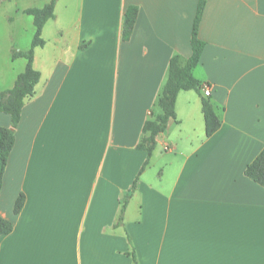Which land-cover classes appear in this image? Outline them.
I'll use <instances>...</instances> for the list:
<instances>
[{"label": "crops", "instance_id": "crops-1", "mask_svg": "<svg viewBox=\"0 0 264 264\" xmlns=\"http://www.w3.org/2000/svg\"><path fill=\"white\" fill-rule=\"evenodd\" d=\"M198 1L58 0L3 175L0 216L14 227L0 264H264V186L245 173L264 148V0H207L193 73L221 127L208 136L202 94L180 91L139 174L144 123L161 112L172 56L192 54ZM130 5L139 13L125 41ZM32 7L43 6L0 0V98L26 68L12 49L28 50L16 31Z\"/></svg>", "mask_w": 264, "mask_h": 264}, {"label": "trees", "instance_id": "trees-1", "mask_svg": "<svg viewBox=\"0 0 264 264\" xmlns=\"http://www.w3.org/2000/svg\"><path fill=\"white\" fill-rule=\"evenodd\" d=\"M58 0H50L43 7H32L24 9L23 12L33 16L35 33L31 47L26 50L12 49L14 59L25 57L27 65L21 72L13 87L5 89L1 93L0 112L11 115L12 125L10 127H0V192L3 184V175L8 165L10 153L16 141V128L21 119V113L26 101L37 92V85L41 80V72L34 67L35 48L44 46L46 41L43 38V29L48 20L55 18V9ZM207 0H199L197 13L194 20L191 36L192 54L182 64L181 55L174 54L169 62L168 76L163 88L158 96L156 105L161 109L159 114L151 116L145 121L142 138L137 147L147 152V158L140 170L141 174L150 163L151 156L156 147L157 136L164 132L170 118H176V101L178 94L182 90H196L202 94V110L204 113L206 134L211 136L222 124L216 108L209 96L202 93V83L196 78L193 69L198 65L205 46V42L199 37V27ZM139 8L135 5L128 6L123 25V40H129L135 28ZM245 173L255 182L264 186V148L258 156L248 164ZM139 175L128 190L121 209L119 220H123V213L129 199L136 190ZM25 203L23 193L18 197L15 204V213H19ZM13 223L7 218L0 216V236L10 233L13 230Z\"/></svg>", "mask_w": 264, "mask_h": 264}, {"label": "rangeland", "instance_id": "rangeland-1", "mask_svg": "<svg viewBox=\"0 0 264 264\" xmlns=\"http://www.w3.org/2000/svg\"><path fill=\"white\" fill-rule=\"evenodd\" d=\"M45 3L46 1H43V0H29V4H31V6H37V5L44 6ZM26 17L27 19H29L28 22L26 20V24L23 25L24 27H22V29H18L16 33L19 35V39H20L18 41V44L23 46V48L29 49L31 45L30 36L34 37L33 34L35 33V27H34L33 21L31 20L32 16L29 14H26ZM1 32L4 34V31H1ZM53 32H54L53 21H50L46 25L42 36L45 38V40L51 39Z\"/></svg>", "mask_w": 264, "mask_h": 264}, {"label": "built area", "instance_id": "built-area-1", "mask_svg": "<svg viewBox=\"0 0 264 264\" xmlns=\"http://www.w3.org/2000/svg\"><path fill=\"white\" fill-rule=\"evenodd\" d=\"M204 95L206 96L211 95V88L208 85L204 86Z\"/></svg>", "mask_w": 264, "mask_h": 264}]
</instances>
